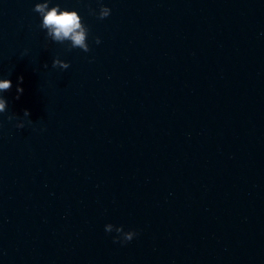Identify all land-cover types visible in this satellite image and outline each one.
Here are the masks:
<instances>
[{
    "label": "water",
    "instance_id": "obj_1",
    "mask_svg": "<svg viewBox=\"0 0 264 264\" xmlns=\"http://www.w3.org/2000/svg\"><path fill=\"white\" fill-rule=\"evenodd\" d=\"M38 2L0 0V264H264V0H52L89 52Z\"/></svg>",
    "mask_w": 264,
    "mask_h": 264
},
{
    "label": "clouds",
    "instance_id": "obj_2",
    "mask_svg": "<svg viewBox=\"0 0 264 264\" xmlns=\"http://www.w3.org/2000/svg\"><path fill=\"white\" fill-rule=\"evenodd\" d=\"M52 0H43V2H38L35 4L33 11L38 13L42 17V22L40 24L41 29L46 30V36L57 43L64 44L68 42V49L73 48L82 49L84 52H89L90 45L88 43V36L90 29L84 23L83 18L79 11L75 8L69 9L67 7L61 6L60 3H56L54 6L50 7ZM111 8L103 3L100 5L99 12L97 13L95 9L91 8L89 5L90 14L97 15L99 19H105L111 14ZM96 44L101 43V37L97 36L95 38ZM47 63L44 67H47ZM52 67H59L61 69H68L70 67V62L60 59L58 56L53 60ZM19 82L17 84V99L23 93L24 89L21 86L23 81V76L18 78ZM12 80L11 79H0V93L11 90ZM7 99L0 95V113L7 111ZM23 115L25 117H30V110L25 109ZM9 120L13 119L11 115L8 117ZM3 124L0 122V127ZM24 121L21 120L17 124L18 128H24ZM105 231L111 233L115 231L119 235L114 237V242L128 243L130 242L138 233L135 229L125 231L123 225L116 226L112 223H108L105 226Z\"/></svg>",
    "mask_w": 264,
    "mask_h": 264
}]
</instances>
